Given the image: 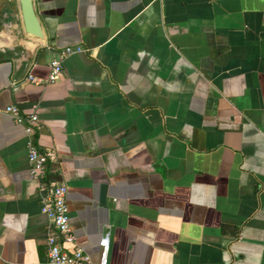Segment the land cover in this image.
Returning a JSON list of instances; mask_svg holds the SVG:
<instances>
[{
	"label": "crops",
	"instance_id": "0c3cea01",
	"mask_svg": "<svg viewBox=\"0 0 264 264\" xmlns=\"http://www.w3.org/2000/svg\"><path fill=\"white\" fill-rule=\"evenodd\" d=\"M32 4L27 72L0 61V264L47 261L51 181L93 262L106 237L108 264H264V0ZM31 141L57 156L43 177Z\"/></svg>",
	"mask_w": 264,
	"mask_h": 264
},
{
	"label": "built area",
	"instance_id": "2783aa9c",
	"mask_svg": "<svg viewBox=\"0 0 264 264\" xmlns=\"http://www.w3.org/2000/svg\"><path fill=\"white\" fill-rule=\"evenodd\" d=\"M79 51V48H66L61 52L60 60L50 63L49 75L45 82L48 84L55 83L62 73V61L70 54ZM29 79L34 84L42 83L41 80L36 78L30 77ZM5 113L17 125L24 126L27 134H33L35 132L37 125V117L35 115L24 116L13 105L8 106ZM27 158L31 165L32 173L43 177L46 166L56 161L57 156L52 150L40 152L31 141L28 145ZM40 191L43 193L40 210L50 222V231L46 237L48 256L44 264H108L109 242L106 237H103L99 242L97 262H93L88 254L75 245L66 201L67 187L63 183L51 181L42 184ZM64 246H69L70 250Z\"/></svg>",
	"mask_w": 264,
	"mask_h": 264
},
{
	"label": "water",
	"instance_id": "95a60500",
	"mask_svg": "<svg viewBox=\"0 0 264 264\" xmlns=\"http://www.w3.org/2000/svg\"><path fill=\"white\" fill-rule=\"evenodd\" d=\"M24 34L43 38L32 0H0V61H14L16 79L27 72L38 48V44L27 40Z\"/></svg>",
	"mask_w": 264,
	"mask_h": 264
}]
</instances>
